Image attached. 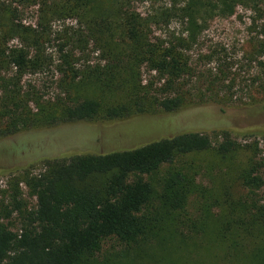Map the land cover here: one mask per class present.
<instances>
[{
  "label": "trees",
  "instance_id": "1",
  "mask_svg": "<svg viewBox=\"0 0 264 264\" xmlns=\"http://www.w3.org/2000/svg\"><path fill=\"white\" fill-rule=\"evenodd\" d=\"M19 1L21 8L0 2L1 144L20 132L159 110L177 114L199 106L184 89L183 79L194 75L185 50L198 43L214 17L232 16L239 6L261 12L264 4ZM140 1L149 9L141 10ZM31 7L37 8L36 20L25 23L22 11ZM173 19L181 21L184 31L171 39L153 36L154 28ZM68 20L75 24L54 32V22ZM261 36L262 79L252 85L260 81L264 90V25ZM51 46L58 54L59 93L46 99L34 87L25 91L22 80L53 64L47 52ZM144 69L157 80L146 81ZM223 133L217 144L194 130L127 150L40 159L44 170L24 171L10 182L8 201L0 203V264H135L139 257L147 258L146 264H264V199H257L264 179L253 157L229 132ZM13 143H5L0 153ZM187 155L194 157L176 164ZM17 160L0 163V172L20 165ZM215 164L219 174L212 184L197 183L194 176L203 165L212 172ZM22 185L36 200L32 207ZM236 185L244 192H235ZM111 239L123 249L101 257Z\"/></svg>",
  "mask_w": 264,
  "mask_h": 264
},
{
  "label": "rangeland",
  "instance_id": "2",
  "mask_svg": "<svg viewBox=\"0 0 264 264\" xmlns=\"http://www.w3.org/2000/svg\"><path fill=\"white\" fill-rule=\"evenodd\" d=\"M0 2L22 7L19 0ZM164 3L165 0L157 1V5ZM138 5L143 11L149 9L141 1ZM262 8L261 12H255L250 6H239L232 16L214 17L208 22L198 43L185 50V54L190 57L194 75L183 79L186 83L184 89L188 91V97H192L199 106L184 108L177 114L159 110L156 114L138 115L123 120L80 121L52 129L35 130L30 134L20 132L0 143L1 149L5 143L14 142L1 150L0 163H12L17 158L21 162L20 165L7 166L0 172V203L2 200L8 201L10 182L20 177L24 171L40 174L44 170V160L40 159L127 150L194 130L209 135L214 144L223 140V132H229L246 155L253 157L257 173L264 179V90L260 81L252 85L254 79H262L259 61L263 58L259 54V39L262 38L264 25V4ZM36 17L35 7L22 11L21 19L25 23H34ZM73 24L75 21H57L53 23L52 29L56 32L65 25ZM182 31L181 21L173 19L169 25L154 28L153 36L171 39L173 34L178 36ZM47 52L52 56L53 64L42 72L27 73L22 80L25 91L34 87L46 99L59 93L55 67L58 54L53 46ZM96 55L91 53L92 60L97 61ZM4 74L10 76L12 72ZM152 75L143 70L146 81L153 79ZM32 106L34 107L33 103ZM192 157L194 156L180 157L176 164L180 161L188 162ZM208 169L203 165L201 171L195 174L197 183L205 186L212 184L214 176L219 174V167L215 164L212 172ZM21 187L24 199L32 207L36 200L29 196L24 185ZM235 192L244 191L240 185H236ZM257 196L263 203L261 199H264V185L257 190ZM195 202L192 198L191 208L196 206ZM195 211L196 208L192 213ZM16 218L17 215L14 214L15 230H19L20 224ZM121 249L123 246L111 239L105 243L101 257L104 253L115 254ZM147 261V258L139 257L135 264H146Z\"/></svg>",
  "mask_w": 264,
  "mask_h": 264
}]
</instances>
